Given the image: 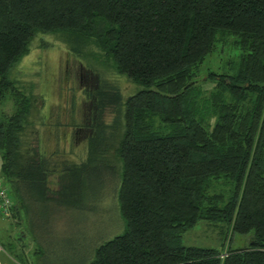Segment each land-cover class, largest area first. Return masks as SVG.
<instances>
[{
    "label": "trees",
    "instance_id": "trees-1",
    "mask_svg": "<svg viewBox=\"0 0 264 264\" xmlns=\"http://www.w3.org/2000/svg\"><path fill=\"white\" fill-rule=\"evenodd\" d=\"M40 33H64L78 53L95 43L142 87L125 100L117 89L90 95L101 111L123 109L115 155L126 228L89 264H264V0H0V104L10 92L16 106L0 122V175L17 223L30 202L72 205L90 164L57 159L41 144L22 151L32 101L10 74ZM229 37L236 60L210 72L206 90L200 67ZM102 125L91 128L94 156L106 139ZM202 220L227 223L243 246L183 245Z\"/></svg>",
    "mask_w": 264,
    "mask_h": 264
},
{
    "label": "rangeland",
    "instance_id": "rangeland-1",
    "mask_svg": "<svg viewBox=\"0 0 264 264\" xmlns=\"http://www.w3.org/2000/svg\"><path fill=\"white\" fill-rule=\"evenodd\" d=\"M66 36L38 34L10 78L32 101L22 135L23 153L41 144L57 159L90 163L78 186L82 195L72 196L68 208L30 202L21 210L19 223L0 211V264H89L101 244L123 234L126 228L118 200L122 167L115 155L124 131L123 109L111 106L101 111L90 95L101 88L117 89L125 100L142 87L118 74L95 43L88 42L78 53L65 41ZM78 42L80 39L70 35V43ZM234 43V38H226L200 67L197 80L204 89L214 87L207 82L210 72L223 71L229 61L236 60ZM15 111L9 92L0 104V122ZM100 123L106 127V139L94 156L91 128ZM82 126L79 133L76 128ZM1 165L0 154V173ZM221 185L217 183L218 188ZM7 188L13 191L9 183ZM51 188H59L57 176L52 177ZM242 237L225 222L202 220L184 234L182 243L225 252L243 246Z\"/></svg>",
    "mask_w": 264,
    "mask_h": 264
},
{
    "label": "built area",
    "instance_id": "built-area-1",
    "mask_svg": "<svg viewBox=\"0 0 264 264\" xmlns=\"http://www.w3.org/2000/svg\"><path fill=\"white\" fill-rule=\"evenodd\" d=\"M13 200L10 194L7 183L5 182L2 175H0V211L6 218L12 217Z\"/></svg>",
    "mask_w": 264,
    "mask_h": 264
},
{
    "label": "flooded vegetation",
    "instance_id": "flooded-vegetation-1",
    "mask_svg": "<svg viewBox=\"0 0 264 264\" xmlns=\"http://www.w3.org/2000/svg\"><path fill=\"white\" fill-rule=\"evenodd\" d=\"M84 130V129H83ZM82 131H79V133H81Z\"/></svg>",
    "mask_w": 264,
    "mask_h": 264
}]
</instances>
